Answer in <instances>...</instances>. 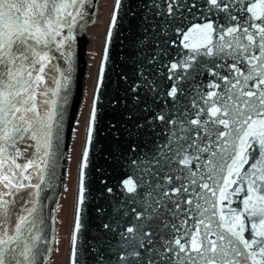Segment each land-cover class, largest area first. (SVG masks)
<instances>
[{
	"label": "snow or ice",
	"instance_id": "snow-or-ice-1",
	"mask_svg": "<svg viewBox=\"0 0 264 264\" xmlns=\"http://www.w3.org/2000/svg\"><path fill=\"white\" fill-rule=\"evenodd\" d=\"M164 2L166 12L153 7L170 18L174 36L143 57L141 82L129 89L145 123L135 112L127 119L137 132L158 123L167 135L151 156L129 161L136 178L123 179L122 187L140 208H131L137 223L118 232L117 264H264V0H204L206 10L197 0ZM86 3L0 0V264H40L43 255L40 197L55 176L74 33ZM121 4L115 0V9ZM116 20L114 11L112 26ZM157 58L166 90L147 69ZM103 72L102 65L101 79ZM205 74L208 83L197 82ZM137 147L132 142L126 151ZM161 212L170 219L161 220L157 247L149 222ZM82 226L77 209L75 229ZM76 255L74 236L72 264Z\"/></svg>",
	"mask_w": 264,
	"mask_h": 264
},
{
	"label": "water",
	"instance_id": "water-1",
	"mask_svg": "<svg viewBox=\"0 0 264 264\" xmlns=\"http://www.w3.org/2000/svg\"><path fill=\"white\" fill-rule=\"evenodd\" d=\"M185 2V0H182ZM191 2V0H186ZM99 0H87L85 5V19L83 27L75 31L73 44V68L72 82L69 89L68 102L64 106V118L60 131L58 159L55 168V176L51 181V187L46 189L40 197L41 218L43 224L39 225L44 242L40 247L43 255L40 264H47L52 251L56 231L57 203L63 187L65 176V159L69 148L72 125L81 99L84 77L87 69L86 45L88 42V28L95 22ZM202 10H206L204 0H197ZM153 4H159L160 12H166L164 0H122L121 7L115 9L113 0L110 17L104 33L101 54L99 57L95 80L91 92L90 103L84 128V136L81 146L80 158L77 166L76 186L74 196L73 218L71 224V238L68 244L69 264H72L73 237L76 238L75 257L77 264H99V255H102L105 264H117L116 254L119 248L120 237L118 232L123 228L137 223L131 212L132 207L140 208L139 204L132 203L129 194L122 187V180L133 176L129 161L138 154L141 159L151 156L157 145L165 142L167 133L158 123L145 124V127L137 132L132 128L127 117L135 112L141 117V123H145L138 107L134 106L129 90L134 83L141 82L138 68L144 67L143 57L150 56L159 50L158 46L163 41L174 36L168 28L170 18L167 15L157 16V9ZM115 11L117 20L111 25L112 15ZM187 16V13L184 14ZM221 16L223 14H220ZM214 18V17H213ZM172 22L174 28L179 22ZM220 22H223L221 20ZM112 26V37L109 40L107 33ZM148 29L145 32V29ZM107 47L108 58L104 59ZM174 56V50H170ZM164 63H167L165 59ZM103 65V78H100V70ZM152 73L150 79L159 82L161 90H166L170 83L156 75L157 71L164 72L159 58L156 67L147 66ZM122 76H126L123 79ZM210 77L206 74L198 78L199 83H208ZM141 95L143 91L141 90ZM95 98L96 119L91 121V112ZM117 99L119 103H117ZM92 129V140L88 142L89 128ZM131 131V135L129 132ZM135 142L138 146L136 152L126 151L129 144ZM88 149V160L83 162L85 148ZM81 175H83L84 201L79 202ZM235 187V185H233ZM106 188H112L108 193ZM143 191V190H142ZM231 191V190H229ZM234 207H238L239 201L231 197ZM226 203V202H225ZM220 205H218L219 209ZM77 209L80 211L82 228L75 229ZM225 211L227 209H224ZM127 212V215L124 213ZM163 212L160 219L151 221V230L156 232L154 241L160 246L161 220L167 222ZM108 223L116 231L105 230L102 225ZM73 225V226H72ZM70 245V248H69ZM50 249V250H49ZM98 250V251H97Z\"/></svg>",
	"mask_w": 264,
	"mask_h": 264
},
{
	"label": "rangeland",
	"instance_id": "rangeland-1",
	"mask_svg": "<svg viewBox=\"0 0 264 264\" xmlns=\"http://www.w3.org/2000/svg\"><path fill=\"white\" fill-rule=\"evenodd\" d=\"M112 4L113 0H99L95 22L87 30V69L84 77L82 95L72 125L69 148L65 159V178L56 210L55 240L47 264H66V259L68 257L77 166L80 158L91 92Z\"/></svg>",
	"mask_w": 264,
	"mask_h": 264
},
{
	"label": "bare ground",
	"instance_id": "bare-ground-1",
	"mask_svg": "<svg viewBox=\"0 0 264 264\" xmlns=\"http://www.w3.org/2000/svg\"><path fill=\"white\" fill-rule=\"evenodd\" d=\"M104 33H106V31L104 32ZM76 188H77V186H76ZM76 195V194H75ZM74 210H75V207H74ZM73 226V225H72ZM71 233H72V230H71V228H70V234H69V237L71 238ZM70 238H69V240H70ZM69 248H70V245H69ZM69 254V253H68ZM66 264H69V255H68V257H67V259H66Z\"/></svg>",
	"mask_w": 264,
	"mask_h": 264
}]
</instances>
